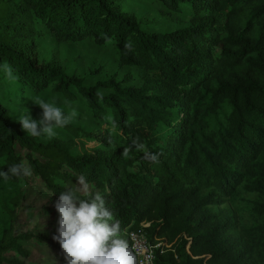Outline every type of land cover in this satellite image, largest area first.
<instances>
[{
  "label": "trees",
  "instance_id": "1",
  "mask_svg": "<svg viewBox=\"0 0 264 264\" xmlns=\"http://www.w3.org/2000/svg\"><path fill=\"white\" fill-rule=\"evenodd\" d=\"M126 1L0 0V171L19 163L31 169L29 176L0 177V264H25L29 240L53 247L66 264L52 239L58 227L19 233L17 209L30 176L59 198L80 175L91 185L89 195L104 197L127 241V231L135 230L170 245L156 251L155 264H264V0H156L177 13L187 6L208 21L152 33ZM40 26L57 41L112 43L141 83L87 84L86 77L40 62ZM5 64L16 79L6 77ZM14 83L30 93L49 89L80 98L107 125L95 153L73 154L13 123L5 102ZM16 146L28 153L17 154ZM144 151L159 154L158 161L144 159ZM225 200L246 202L251 222L212 212Z\"/></svg>",
  "mask_w": 264,
  "mask_h": 264
},
{
  "label": "rangeland",
  "instance_id": "2",
  "mask_svg": "<svg viewBox=\"0 0 264 264\" xmlns=\"http://www.w3.org/2000/svg\"><path fill=\"white\" fill-rule=\"evenodd\" d=\"M125 7L133 14L135 20L141 22L151 33L171 31L192 23L208 21V18L202 14L192 16L187 6H182L183 11L177 13L168 10L166 6L156 0H128L125 2ZM40 29L42 34L38 38L36 53L40 62L50 61L52 66L64 70L68 74L86 77L87 84L110 78L123 81L125 78H131L134 80L132 83H141L135 67L119 62L117 50L112 43L98 45L90 39L81 42L57 41L43 26H40ZM169 90L177 93V89L174 87ZM100 91L105 94L110 90L101 88ZM10 92L11 96L5 104L11 108L13 123H19L16 120L29 113L33 119H40L42 109L34 103L35 101L44 100L54 103L66 115L75 111L76 115L69 125L76 131H83L82 133L86 134L78 135L65 128H56L55 137L49 138L46 135H41L38 140L44 142L50 139L57 140L69 146L73 150V154L76 155L95 153L94 148L99 145V139L106 131L107 125L92 117L80 98L68 100L63 95L55 94L49 89L39 93H30L26 88L18 90L17 83L10 85ZM16 152L22 156L28 153L27 150L20 149L18 146H16ZM33 156L38 157L35 154ZM89 186L91 190V185ZM79 187L77 183V188ZM23 189L24 199L17 209L18 232H43L57 228L58 213L53 205L58 198L47 192L38 178L31 176ZM247 209V203L241 200L234 202L225 200L222 204L211 207L212 212L217 214L223 213L224 210L227 211L235 223H238L240 215L251 222ZM44 225L46 226L44 227ZM121 236L125 239L124 233H121ZM24 244L29 248L28 255L22 258L25 260V264H65L59 259L55 249L45 243L29 240Z\"/></svg>",
  "mask_w": 264,
  "mask_h": 264
},
{
  "label": "clouds",
  "instance_id": "3",
  "mask_svg": "<svg viewBox=\"0 0 264 264\" xmlns=\"http://www.w3.org/2000/svg\"><path fill=\"white\" fill-rule=\"evenodd\" d=\"M125 48L131 50V42L126 43ZM4 71L8 79L17 78L10 65L5 64ZM34 103L42 109L40 119H33L29 113L16 120L31 137H55V129L68 125L76 115L75 111L66 115L60 107L44 100ZM132 146L144 148L137 140L132 141ZM130 150L131 146L124 148L122 155L128 157ZM158 155L144 151L143 158L157 162ZM29 175L31 169L23 163L0 171V177L5 181L10 177ZM77 183L79 188L68 187L61 191L53 205L58 213V228L52 239L59 243L66 264H138L136 252L122 238L120 222L106 207L104 197L99 192L89 195L90 186L83 175L78 176ZM77 191L89 195V199H80Z\"/></svg>",
  "mask_w": 264,
  "mask_h": 264
},
{
  "label": "built area",
  "instance_id": "4",
  "mask_svg": "<svg viewBox=\"0 0 264 264\" xmlns=\"http://www.w3.org/2000/svg\"><path fill=\"white\" fill-rule=\"evenodd\" d=\"M147 226V223H141ZM129 246L137 254L138 264H155L156 251L161 249L162 245H166L162 238H154V242L150 241L147 235L142 231L129 230L126 233ZM169 247L170 245H166ZM162 252V249L160 250Z\"/></svg>",
  "mask_w": 264,
  "mask_h": 264
}]
</instances>
